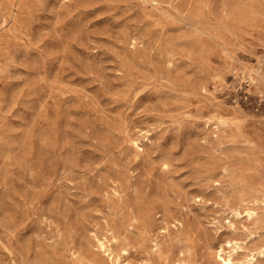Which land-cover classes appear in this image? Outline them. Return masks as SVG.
Segmentation results:
<instances>
[{
	"label": "rangeland",
	"instance_id": "obj_1",
	"mask_svg": "<svg viewBox=\"0 0 264 264\" xmlns=\"http://www.w3.org/2000/svg\"><path fill=\"white\" fill-rule=\"evenodd\" d=\"M218 253L264 264V0H0V264Z\"/></svg>",
	"mask_w": 264,
	"mask_h": 264
},
{
	"label": "bare ground",
	"instance_id": "obj_2",
	"mask_svg": "<svg viewBox=\"0 0 264 264\" xmlns=\"http://www.w3.org/2000/svg\"><path fill=\"white\" fill-rule=\"evenodd\" d=\"M228 243H230V242H228ZM233 243H235V242H233ZM230 244H231V243H230ZM230 247H231V246H230ZM220 250H221V249H220ZM221 251H223V250H221ZM221 251H220V252H221ZM218 254H220V256L223 257L224 264H228L229 259L226 258L225 256H222L223 253H218ZM229 256H230V255H229ZM235 264H236V263H235ZM239 264H240V263H239Z\"/></svg>",
	"mask_w": 264,
	"mask_h": 264
}]
</instances>
